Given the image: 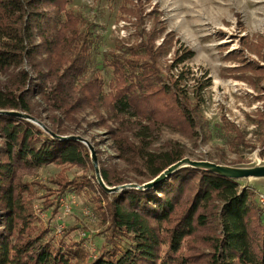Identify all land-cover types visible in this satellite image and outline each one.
<instances>
[{
	"label": "trees",
	"instance_id": "16d2710c",
	"mask_svg": "<svg viewBox=\"0 0 264 264\" xmlns=\"http://www.w3.org/2000/svg\"><path fill=\"white\" fill-rule=\"evenodd\" d=\"M72 2L0 0V111L34 119L0 114V264H264V208L255 190L243 188L240 180L185 167L144 191L109 193L97 182L90 148L72 139L79 138L83 112L98 118V128L113 125L107 133L115 163L96 151L105 185L142 186L189 155L175 140L157 146V135L198 137L202 93L211 82L205 80L190 93L186 70L164 76L159 57L173 38L166 36L157 48L155 30L143 33L138 44L105 56L113 74L107 91L104 79L91 71L94 40L82 28V16L70 9ZM261 41L257 45L245 38L242 49L264 63ZM243 51L234 55L241 64L235 69L264 81V66ZM194 56L188 49L176 53L169 70ZM242 79L264 89L259 79ZM257 116L261 126L264 111ZM223 124L229 142L246 145L235 124L228 119ZM49 164L94 170L81 184L61 182L46 205L50 208L55 200L59 205L67 190L88 188L97 194L109 224L96 258L76 245L43 243L46 232L35 226L33 194L25 178Z\"/></svg>",
	"mask_w": 264,
	"mask_h": 264
},
{
	"label": "rangeland",
	"instance_id": "374dc122",
	"mask_svg": "<svg viewBox=\"0 0 264 264\" xmlns=\"http://www.w3.org/2000/svg\"><path fill=\"white\" fill-rule=\"evenodd\" d=\"M70 9L82 16V28L92 35L91 71L104 79L107 91L113 74L104 62L105 56L138 44L143 33L149 35L155 30L157 48L164 43L166 36L173 38L167 40L169 43L159 57L164 76H174L186 70L190 93L195 86L198 88L210 79V87L202 93L200 125L204 128L200 126L198 137L187 139L164 131L157 135V146L175 140L186 146L187 158L193 161L218 163L229 168L235 165L245 169L264 166V123L257 125V115L264 111V89L242 79L252 78L259 83L257 79L261 77L251 71H237L235 68L241 66L240 60L233 59L243 51V39L248 38L257 45L262 43L261 38L264 40V0H73ZM185 49L195 53L193 59L169 70L176 53ZM243 52L248 60L264 66L259 55ZM259 80L264 86L263 78ZM80 118L82 127L76 135L88 141L95 152L100 151L102 160L115 163L116 153L107 133L113 125L98 128V118L90 112H83ZM225 119L236 125L245 137L246 145L229 142L223 135ZM93 174L95 172L89 165L49 164L25 178L30 184L29 193L33 194L35 226L46 232L43 243L53 241L57 248L62 244L76 245L91 259L98 256L109 222L105 224L102 217L105 204L96 203L97 194L88 188L87 191L67 190L59 198V205L57 200L50 208L46 205L57 196L61 182L66 181L67 185L77 181L81 184ZM240 182L243 188L255 190L257 202L259 196L264 195V178H248ZM62 201L70 205V213L65 214ZM187 246L184 247L186 254L190 251Z\"/></svg>",
	"mask_w": 264,
	"mask_h": 264
},
{
	"label": "water",
	"instance_id": "95a60500",
	"mask_svg": "<svg viewBox=\"0 0 264 264\" xmlns=\"http://www.w3.org/2000/svg\"><path fill=\"white\" fill-rule=\"evenodd\" d=\"M1 115H8V116H14V117H19L26 119L30 122H34V119L31 117L22 114V113H16V112H6V111H0ZM62 139H67V138H62ZM79 140L86 144L91 151L92 154V159L95 167V172H96V177H97V182L102 186L104 189H106L109 193H118L121 192L125 189H138V190H147L155 185L159 184L161 181L165 180L175 172H177L180 169H183L185 167H193V168H198V169H203L211 172L218 173L220 175L226 176L228 178L234 179V180H244L248 178H264V166H257L255 168L251 169H245V168H229L225 167L222 165L214 164L211 162H206V161H193L189 158H185L181 162L177 163L176 165L170 167L168 170H166L160 177H158L156 180L153 182L147 183L145 185H137V184H129L121 187H115V188H109L105 185L103 182V179L100 174V170L98 168V160H97V155L94 150V148L89 144L88 141L83 140L81 138H72Z\"/></svg>",
	"mask_w": 264,
	"mask_h": 264
},
{
	"label": "built area",
	"instance_id": "2783aa9c",
	"mask_svg": "<svg viewBox=\"0 0 264 264\" xmlns=\"http://www.w3.org/2000/svg\"><path fill=\"white\" fill-rule=\"evenodd\" d=\"M62 203L64 205L63 209L65 211V214L70 213V211H71L70 205L65 204L63 201H62ZM259 203L264 208V195L259 196Z\"/></svg>",
	"mask_w": 264,
	"mask_h": 264
}]
</instances>
